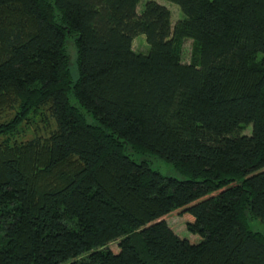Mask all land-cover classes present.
Wrapping results in <instances>:
<instances>
[{
	"label": "trees",
	"instance_id": "trees-1",
	"mask_svg": "<svg viewBox=\"0 0 264 264\" xmlns=\"http://www.w3.org/2000/svg\"><path fill=\"white\" fill-rule=\"evenodd\" d=\"M140 1L0 0V264H264V0Z\"/></svg>",
	"mask_w": 264,
	"mask_h": 264
},
{
	"label": "rangeland",
	"instance_id": "rangeland-1",
	"mask_svg": "<svg viewBox=\"0 0 264 264\" xmlns=\"http://www.w3.org/2000/svg\"><path fill=\"white\" fill-rule=\"evenodd\" d=\"M147 0H141L137 7L136 11L137 13H140L143 10V6ZM157 3L167 7L171 12V20L172 22H175L178 19L183 18V14L179 10L178 6L172 2H169L168 0H153ZM133 48L134 50L141 52V53H147L149 50V46L144 38V35H137L133 40ZM192 49V41L190 39L184 40L181 46V56L182 61L187 62L190 59ZM69 54L71 57V63L74 64V53L72 47L69 48ZM257 60H263L264 61V53H258L256 56ZM38 133L45 134V129L43 128V124L40 123V121H37L35 126H31V128L27 129L26 132L23 135L17 136L18 140H26L33 136V133H35L37 130ZM246 133H249V130H246ZM141 157L135 156V160L139 161ZM144 159H146L149 163L152 169L160 172L164 176H173L178 179H184L185 176L178 173L171 163L168 161L158 158L155 155H146L143 156ZM168 223L169 226L172 227L174 231H176L177 235H179L182 238H191L192 234L189 233L186 228L184 227L185 221L184 219L177 214H173L168 217ZM192 239H195L192 237Z\"/></svg>",
	"mask_w": 264,
	"mask_h": 264
}]
</instances>
